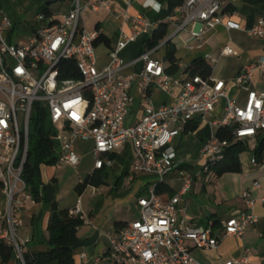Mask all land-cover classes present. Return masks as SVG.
Returning a JSON list of instances; mask_svg holds the SVG:
<instances>
[{
  "label": "built area",
  "instance_id": "obj_1",
  "mask_svg": "<svg viewBox=\"0 0 264 264\" xmlns=\"http://www.w3.org/2000/svg\"><path fill=\"white\" fill-rule=\"evenodd\" d=\"M126 1L130 9L133 0ZM100 9L121 20L120 35L110 51L108 65L102 69L95 46L102 33L99 29H87L83 23L85 10ZM175 13L182 19L178 22L170 19L176 24V32L168 42L182 33L199 40L208 31L224 26L264 45V18L251 27H242L223 14L222 0H186ZM52 21L39 14L28 40L13 44L8 36L14 33V23L5 10H0V244L12 247L14 260L24 264L27 243L19 242L18 230L27 205L36 202L22 175L28 159L34 106L39 104L47 110L48 120L56 132L58 166L79 167V142L93 141L98 170L112 166L104 156L130 144L134 150V174L152 176L160 184L169 175L178 173L183 182L179 193L168 200L156 194V186L148 196L140 197V218L109 236L108 254L97 262L199 264L192 256L190 244L201 251L216 250L220 237L213 227H198L188 222L184 197L194 177L187 170L189 163L178 158L173 143L197 121L216 131L231 130V141L213 135L203 145L198 166H193L199 169L198 176L209 174L223 163L232 144L256 143L264 134V53L239 72L235 80L239 96L231 98L223 80L200 76L183 80L169 75L164 62L152 58L166 42L126 64L121 56L123 52L141 36L152 35L159 25L145 17H132L129 10L113 14L110 0H75L61 21ZM190 27H193L191 32ZM222 56L237 57V54L227 46ZM206 59L209 61L210 57ZM63 62L75 64L77 78L63 77ZM137 64L142 65L139 73L124 75L128 67ZM135 85L145 92L146 99L152 90L173 94L175 87L181 86L182 91L172 103L160 109L148 103L142 120L128 126L126 120ZM251 165L264 172V154L261 162L253 157ZM242 199L245 211L223 225V238H242L258 223L253 212L256 201L251 192L245 190ZM259 201L264 205V197ZM71 214L82 218L80 206ZM223 264H251V261L244 255Z\"/></svg>",
  "mask_w": 264,
  "mask_h": 264
},
{
  "label": "crops",
  "instance_id": "obj_2",
  "mask_svg": "<svg viewBox=\"0 0 264 264\" xmlns=\"http://www.w3.org/2000/svg\"><path fill=\"white\" fill-rule=\"evenodd\" d=\"M6 1H4L5 7H2L0 3V10L7 12L15 26L14 33L8 36V41L13 44L25 43L34 32L36 26L31 28L25 26L24 31H26L27 35L24 37L16 35V30L22 26L21 19L18 17L13 5L12 8H9L8 3L11 4V2L9 0ZM222 1L223 14L229 16L230 21L242 27H251L260 18H264V0L254 3L249 0ZM74 2L75 0L60 2L61 5L55 11L51 10L53 13L52 20L61 21L63 16L70 11ZM44 3L45 0H35L34 19L39 15L38 11ZM110 4L113 14H120L129 10L132 17H145L159 26L162 24L169 25L168 37L164 41L166 45L162 50L152 54V58L162 60L168 69L170 64L164 61L167 52V42L176 32V24L171 22L170 19L175 18L176 22L181 21V15L175 13L176 10L171 14L167 3H162L158 0H133L130 9L127 7L126 0H110ZM83 23L89 30L99 29L102 35L110 40V47L101 44L107 47L104 61L99 67L102 69L108 65L110 51L115 46L120 35L121 20L104 9L96 12L85 10L83 12ZM191 30H193V27H190L188 31L191 32ZM152 36L153 34L143 35L137 42L130 45L121 55L124 62L130 64L141 53L148 50L147 44ZM170 43L177 51L176 58L179 70L174 77L184 80L186 78L184 71L194 60L210 57L209 62L214 69L212 77L226 82L231 98L239 96V88L235 82L239 72L245 66L259 60L264 53V45L261 42L249 38L247 34L241 31H229L224 26L208 31L199 40H195L188 33H182ZM227 46L240 53V57L235 59V57L222 56V50ZM98 47H96V53ZM98 61L100 60L98 59ZM224 63L233 66L235 69L231 78L224 79L219 76V73H216V66ZM141 69L142 65L140 64L130 66L124 71V75L132 76L139 73ZM181 91V86L175 87L173 94L152 90L148 92L149 97L146 99L145 92L135 85L132 89L133 102L126 124L132 126L141 121L145 115L148 103L154 109H160L172 103L175 95L180 94ZM197 122L200 127L196 132L187 134L184 132L173 143L178 158L189 163L187 170L190 174L191 172H196V175L193 176L192 187L184 197L187 204L186 218L193 226L213 227L215 234L220 237V243L218 249L211 251H201L190 244L192 256L199 264H223L227 260L239 259L244 255L250 258L251 264H264V205L259 201L264 197V172L258 171L251 165V160L255 157L253 151L256 143L249 144L250 151L244 153L248 155L246 159L242 157L244 154L240 157L242 163L241 174H226L221 178H217L215 173L211 171L206 174L211 175L209 179L203 177L202 175L204 174L198 176L199 169L197 167L195 169L193 166H198L203 145L211 136L216 135L217 131L206 123ZM88 143L92 144L91 152L95 160L90 173L92 174L98 171L96 169L93 141L79 142L77 143V149L79 152ZM104 158L112 162L111 167L105 166L107 173L105 184L99 188L89 186L81 195L76 192L75 188L74 193L77 197L73 200L72 193L67 196L58 192L57 183L59 177L56 175L53 179H50L53 174V168H41L44 200L40 203H29L27 205V209L22 216L21 227L18 230L19 242L27 243L24 251H46L48 249V225L53 204H56L61 210L73 211L77 206L81 208V219L84 220V225L78 229L77 236L79 241L74 247L76 264L85 262L88 264H99L97 261L104 259L110 249L109 236L114 235L119 230L116 225L122 224L124 226L140 218L138 199L150 194L151 189L158 184L157 179L149 175L133 173L134 150L130 144L114 154L104 156ZM59 167L65 166H55V168ZM90 174H87L85 178ZM84 180L79 177L78 185ZM256 183L258 187H256ZM164 184L172 189L174 196L179 193L183 186L178 173L169 175L165 179ZM245 190L250 191L252 199L256 201L253 212L258 218V223L255 227L250 228L242 238H223V225L245 211V204L242 199V193ZM89 191L91 193L88 199L85 196H87ZM160 197L163 200L172 198L167 194ZM84 256L86 257L85 259L83 258ZM0 264H3L1 260ZM10 264L21 263L13 260Z\"/></svg>",
  "mask_w": 264,
  "mask_h": 264
},
{
  "label": "trees",
  "instance_id": "obj_3",
  "mask_svg": "<svg viewBox=\"0 0 264 264\" xmlns=\"http://www.w3.org/2000/svg\"><path fill=\"white\" fill-rule=\"evenodd\" d=\"M162 3H167L168 10L172 14L177 8L183 6L186 0H158ZM252 3L260 0H249ZM57 2H65V0H57ZM53 1H46L38 11V14H43L47 19H53L51 6ZM52 22H56L53 20ZM168 24H162L154 31L153 36L148 41V49L157 47L160 43L166 41L168 37ZM167 52L164 61L170 64L166 70L171 76L178 73V60L176 58V48L167 42ZM105 44L110 47V40L101 35L99 40L95 43L98 47ZM61 70L65 71L63 77L66 79L77 78L75 72V64L71 62H63ZM213 66L204 59L198 58L189 65L184 73L187 78L200 76L203 79H209L213 75ZM33 117L30 127V143L28 159L24 167L22 178L27 185L28 190L32 194L35 202L40 203L43 198V183L41 168L43 165L56 166L58 163V143L56 141V132L48 120V112L45 108H41L39 104H35ZM200 125L198 122L190 124L185 133L196 132ZM220 140L231 141V130L219 129L216 133ZM249 144L235 143L230 146L226 152L225 161L214 167L212 171L217 178H221L226 174H241L242 163L241 155L249 152ZM256 159L261 162L264 154V134H261L256 142V147L253 151ZM107 173L105 167L88 175L85 180L76 187V192L81 195L84 190L89 187L99 188L105 184ZM155 192L158 196L165 194L170 197L174 196L172 189L160 183L156 185ZM84 225V220L80 217H75L69 210H61L56 204L52 205L51 218L48 225L49 242L46 251H24V264H76L74 259V247L78 243V229ZM118 229L122 228V224H117ZM0 260L3 264H10L14 260L13 248L0 244Z\"/></svg>",
  "mask_w": 264,
  "mask_h": 264
},
{
  "label": "rangeland",
  "instance_id": "obj_4",
  "mask_svg": "<svg viewBox=\"0 0 264 264\" xmlns=\"http://www.w3.org/2000/svg\"><path fill=\"white\" fill-rule=\"evenodd\" d=\"M4 1L6 0H0L2 7H5ZM46 1H51V0H45V2ZM52 1H53V4L50 9L55 11L56 8H58L61 5V3L57 2V0H52ZM9 2H11V4L8 3L9 8H12V5H13L15 10L17 11L18 17L21 19L22 26L20 29L16 30L17 31L16 35H18L19 37H24L25 35H27L26 31H24L26 27L28 28L29 26V28H31V27L36 26L35 21H34L35 13H33V10L35 8L34 7L35 0H9ZM233 50L237 54V57H235V59L239 58L240 53H238L235 49ZM106 51H107V47L105 45H100L97 48V56H98V59L100 60L99 67L104 61V55ZM216 67H217L216 73H219L220 74L219 76H221V78L227 79L233 76V72L235 70L233 66H229L224 63V64H219ZM91 145H92L91 143H88V145H84L82 149L79 151L82 161H81V166L78 168H73L69 166L55 168V166H51V165L42 166V167H47V168L48 167L53 168V174L50 179H53L57 175L59 177L58 183H57L58 192L59 193L61 192L63 195H67V196L72 193V197H73L72 200L76 199L77 197L76 194L74 193V189L78 186L79 177H81L82 180H84L85 176L92 172L95 160L91 152ZM57 151L59 153V149H57ZM242 157L243 159H246L248 155L244 154ZM191 174L195 176L196 172L195 171L191 172ZM202 176L205 178L207 177L209 179L211 175L204 174ZM90 193L91 191H89V193L85 197L89 199ZM18 237H19V233H18Z\"/></svg>",
  "mask_w": 264,
  "mask_h": 264
}]
</instances>
